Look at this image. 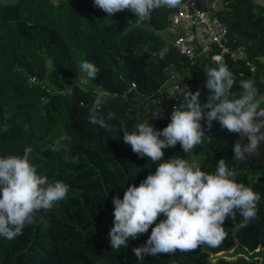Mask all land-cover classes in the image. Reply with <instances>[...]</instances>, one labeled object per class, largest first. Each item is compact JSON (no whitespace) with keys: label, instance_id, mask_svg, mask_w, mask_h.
<instances>
[{"label":"trees","instance_id":"obj_1","mask_svg":"<svg viewBox=\"0 0 264 264\" xmlns=\"http://www.w3.org/2000/svg\"><path fill=\"white\" fill-rule=\"evenodd\" d=\"M213 1H219V6L208 8ZM197 7L210 10L226 26L230 43L242 45L251 57L252 70L241 62L221 61L235 78L234 93L241 91V80L253 79L264 95V4L197 0ZM171 10H155L150 21L136 28L131 11L106 17L93 6V0H14L0 5V156L22 155L25 147L32 146L33 163L40 171L50 180L69 185L66 199L39 212L36 223L26 226L21 235L12 240L0 237V264H209L208 253L228 250L234 239L249 251L259 244L264 254V168L258 165V161L264 162V141L246 156L254 167L238 171L237 177L261 195L256 217L243 228L239 213L234 219L227 218L226 235L219 246L201 245L187 253L157 254L137 261L132 249L145 243L150 227L147 233L130 239L126 248H110L113 197L122 199L129 185L138 186L156 168L151 160L132 152L123 142L121 130L127 127L130 131L145 119L158 130L166 127L173 107L184 102L181 90L185 85L193 92L199 88L204 103L209 94L205 73L218 65L204 59L190 63L173 50L164 34ZM163 48L168 52L161 59ZM84 59L100 69L94 80H87L80 70ZM167 69L187 73V80L178 82L171 94L145 96L128 91L121 95L130 80L143 87L154 86ZM27 77L35 81L29 83ZM82 78L86 82L81 83ZM97 82L116 93L97 98ZM98 99L102 103L97 115L104 119L105 128L89 121ZM201 124L204 126L203 121ZM65 134L71 140L62 143L70 150L51 151L54 141ZM206 134L213 139L205 138L190 153L182 152L177 143L163 150L164 159L174 155L197 158L202 170L209 173L221 158L228 166L242 164L233 157L235 133L213 121ZM163 218L161 215L157 222ZM215 264L256 261L237 257L233 261L217 259Z\"/></svg>","mask_w":264,"mask_h":264},{"label":"clouds","instance_id":"obj_2","mask_svg":"<svg viewBox=\"0 0 264 264\" xmlns=\"http://www.w3.org/2000/svg\"><path fill=\"white\" fill-rule=\"evenodd\" d=\"M180 3L181 0H93V6L105 12L106 17L131 11L136 28L150 21L155 10L174 8ZM167 52L163 48L159 57L163 59ZM79 67L87 80H94L100 71L87 59ZM205 75L209 94L204 103L200 102L199 88L193 92L185 85L181 90L184 102L173 107L166 127L158 130L145 119L130 131L127 127L121 130L123 142L130 145L132 152L156 165L154 173L138 186L129 185L122 199L119 196L112 199L113 226L108 232L111 249L126 248L130 239H137L151 227L145 243L132 249L137 261L157 254L187 253L201 245L217 247L226 235L227 218L234 219L239 213L243 228L256 217L260 193L238 182L239 172L229 167L224 158L217 161L212 173L202 170L197 158L174 155L164 159L163 150L177 143L182 152L190 153L205 138L213 139L206 134L213 121L237 134L232 151L238 161L255 153L264 141V95L258 92L255 81L241 80V91L236 94L232 90L235 78L226 64L208 68ZM84 82L82 78L81 83ZM101 103L100 99L95 102L89 121L105 128L104 119L97 115ZM108 116L111 118L113 114ZM65 140L70 141L71 137L62 135L50 150L55 152L63 147L65 152L69 151L68 145L62 143ZM34 151L32 146H27L22 155L0 156V237L8 240L21 235L26 226L36 223L39 212L51 210L69 193L68 184L50 180L33 163ZM161 215L164 218L157 222Z\"/></svg>","mask_w":264,"mask_h":264},{"label":"built area","instance_id":"obj_3","mask_svg":"<svg viewBox=\"0 0 264 264\" xmlns=\"http://www.w3.org/2000/svg\"><path fill=\"white\" fill-rule=\"evenodd\" d=\"M168 28L175 32L170 45L190 63L204 59L219 64L223 59L241 62L254 68L249 53L242 45H232L226 26L207 10L197 7V0H181L167 17ZM26 81L33 83L34 77Z\"/></svg>","mask_w":264,"mask_h":264},{"label":"rangeland","instance_id":"obj_4","mask_svg":"<svg viewBox=\"0 0 264 264\" xmlns=\"http://www.w3.org/2000/svg\"><path fill=\"white\" fill-rule=\"evenodd\" d=\"M14 0H0V5L1 4H5V3H12ZM249 2L252 3H257V4H264V0H248ZM219 6V1L216 2H211L208 5V8H217ZM45 66L46 69L49 70L50 69V62L48 59L45 60ZM187 80V73L183 72V73H173V71L171 69H167L165 72V75H163V79H161L160 82H158L157 84H155L154 86H145L143 87L142 85H138L134 80H130L129 81V86H127L123 93H121L122 96H124V94L128 91H136L139 92L143 95H151L153 92H156L157 94H159L160 96H167L169 94H171L177 86V83L180 81H184ZM94 88H95V92H96V97L97 98H101L103 96L106 95H112L116 92L114 91H109L104 85L99 84L98 82L96 84H94ZM151 89V91H150ZM158 99V98H157ZM235 136L238 139L237 134H235ZM258 165L260 167L264 168V162L262 161H258ZM229 167L235 168L237 171H241L244 170L245 168H253L254 165L249 164L248 163V159H245L242 164L240 165H235L232 163H229ZM257 261V260H256ZM257 264V262H256Z\"/></svg>","mask_w":264,"mask_h":264},{"label":"water","instance_id":"obj_5","mask_svg":"<svg viewBox=\"0 0 264 264\" xmlns=\"http://www.w3.org/2000/svg\"><path fill=\"white\" fill-rule=\"evenodd\" d=\"M237 257H241L247 261L257 260V264H264V254L262 253V248L259 244L253 250L249 251L245 247H243L236 239H234V245L228 250L214 253L209 252L206 260L209 264H215L217 259L233 261Z\"/></svg>","mask_w":264,"mask_h":264},{"label":"crops","instance_id":"obj_6","mask_svg":"<svg viewBox=\"0 0 264 264\" xmlns=\"http://www.w3.org/2000/svg\"><path fill=\"white\" fill-rule=\"evenodd\" d=\"M164 34L169 40L175 36V32L169 28L164 32Z\"/></svg>","mask_w":264,"mask_h":264}]
</instances>
